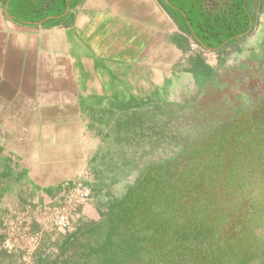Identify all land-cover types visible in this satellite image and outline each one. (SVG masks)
I'll use <instances>...</instances> for the list:
<instances>
[{
	"label": "crops",
	"instance_id": "crops-1",
	"mask_svg": "<svg viewBox=\"0 0 264 264\" xmlns=\"http://www.w3.org/2000/svg\"><path fill=\"white\" fill-rule=\"evenodd\" d=\"M165 4L66 0L59 12L56 2L0 0V152L26 213L52 198L59 205L80 179L91 190L80 225L97 221L106 211L96 198L108 188V157L96 162L95 145L117 142V116L179 103L178 90L195 85L186 66L187 50H196ZM254 15L252 31L222 58L231 47L241 54L256 47L264 14Z\"/></svg>",
	"mask_w": 264,
	"mask_h": 264
},
{
	"label": "trees",
	"instance_id": "trees-1",
	"mask_svg": "<svg viewBox=\"0 0 264 264\" xmlns=\"http://www.w3.org/2000/svg\"><path fill=\"white\" fill-rule=\"evenodd\" d=\"M172 1L165 0L169 11L193 16L200 36L189 22L185 31L192 42L201 39L194 42L200 50L225 49L254 19L246 0ZM44 2H56L59 12L66 8V0ZM199 56L189 58V71L209 78L211 69ZM263 226L264 93L171 160L147 166L98 221L66 236L59 252L77 249L71 261L37 258L38 264H248L264 253V234L257 232ZM101 229L105 235L96 246L78 240Z\"/></svg>",
	"mask_w": 264,
	"mask_h": 264
},
{
	"label": "rangeland",
	"instance_id": "rangeland-1",
	"mask_svg": "<svg viewBox=\"0 0 264 264\" xmlns=\"http://www.w3.org/2000/svg\"><path fill=\"white\" fill-rule=\"evenodd\" d=\"M163 1L165 2V0ZM172 3L174 2L172 1ZM171 7L177 10L173 5H171ZM170 12L172 16L176 18H180L181 16L187 21V27L188 22L193 24L190 20L191 18L193 19V16L185 13L184 10L179 11L180 15L174 10ZM250 26L251 24L248 29ZM196 34L200 36L201 32H197ZM191 46V48H194L196 51L191 52L188 49L187 60L194 57V55H200L208 66L218 65L215 62L217 54L210 53V51L206 50H200L193 44ZM220 58L222 59V57ZM189 67L190 65L186 66V68ZM224 69L226 70L225 65L220 67V71ZM193 88L183 86L178 90L179 93L176 94L177 98H179V100L182 99V101L179 103H171L168 106H164L163 109L129 112L131 113L130 116L125 114V116L122 117L123 119L117 116V123L119 124H117V131L114 130L117 136V142L113 141L106 144L99 143L95 145L96 149L94 151L95 153H93L96 157V162L98 161L99 164L103 162V156L108 157L105 158L107 159L105 162H108L105 163V166H107L105 170L106 173H104L106 179L104 185L108 186V188L106 191L102 189L100 193L101 196L99 195L96 198L98 199L97 204L100 205L101 209H103V207L100 201L106 205L104 208L107 211L112 203L123 197L127 186L125 180L130 182L133 181L137 174L144 170L149 164L171 160L181 152L182 148L185 147L187 143L195 139L200 131L199 126H202L200 123H205V121H208L210 118H205V121H199L198 123L200 125L198 126L196 125L197 117L192 114V110L191 112L187 109L177 110L179 108L177 105L181 104L183 99L187 98L188 93L192 91ZM218 99L219 97L216 98L215 101ZM218 102H220V100L217 101V104ZM220 104L214 106L215 110L212 112H216L219 108L222 109V112L220 111L219 114L214 115V117L217 116L215 117L216 121L214 120L211 125L214 123L218 124L224 120L226 117L225 113H228L230 109H232V105H228L227 108H224L223 102ZM211 125L209 127H211ZM8 166H10V163L0 152V264H38V255L41 256L39 260H52L60 256V259L71 261L78 250L69 248L60 255V245L66 236L74 234L75 230H78L82 220V208L91 195L90 188L80 179H75L74 183L79 182L85 187L87 198L83 206L78 210L71 226L64 231H54L50 227L49 213H45L42 207H54L57 199L54 200L52 198L53 200L51 199L50 202L40 206L37 210L31 208L30 204H28V212L31 214L30 217L29 214L26 213V205L17 202V195L18 197L23 196L24 191L22 189H15L16 185L12 186L13 181L11 180V175L6 174ZM35 213L37 219H32ZM21 228H24L26 232L24 231L23 233ZM257 232L260 236H263L264 226L262 229L257 230ZM104 235L105 232L101 229L90 236L79 237L78 240H80L82 244L86 242V244L96 246L102 242ZM5 241L10 242L4 244ZM248 264H264V253Z\"/></svg>",
	"mask_w": 264,
	"mask_h": 264
},
{
	"label": "flooded vegetation",
	"instance_id": "flooded-vegetation-1",
	"mask_svg": "<svg viewBox=\"0 0 264 264\" xmlns=\"http://www.w3.org/2000/svg\"><path fill=\"white\" fill-rule=\"evenodd\" d=\"M208 3L214 5L216 2L213 4L209 1L207 4ZM246 3L247 8L249 5V8L252 9L253 7L252 11L256 12L258 10V12L264 14V0H246ZM254 21L255 15L253 22L251 23L250 32L252 31ZM189 28L194 35L199 32V29L194 23H189ZM262 33V37L256 44V47L248 49L247 53L241 54L236 48L235 50L238 52H234V47H231V53H228L227 56L221 59L220 52L226 50L230 46H227L223 50L210 51V53L217 54L215 62L218 64L216 66H209L211 69V76L208 78L204 74H194L195 85H193L194 88L192 87L193 90L188 93L187 98L183 99L181 104H173L179 106L177 109L178 111L187 109L191 112L192 110V114L197 117L196 125H202L199 126L200 131L193 140L199 139L204 133H207L219 124L214 123L211 125L214 120L216 121L215 117L217 116L214 117V115L219 114L220 111L222 112V109L220 108L219 110L217 109L216 112H212L215 110L214 106L219 105L221 102H223L224 108H227L228 105H232V109H230L228 113H225L226 117L224 120H226L236 111L255 103L264 93V31H262ZM197 40L194 39V42H199L201 39L199 38V40ZM194 42L193 45L195 44ZM235 42H237V39L233 40L230 44ZM195 45L197 46V44ZM195 57H198V55H194V57L191 58ZM199 57L203 59L201 56ZM224 65L226 70L224 69L220 71V67ZM218 97L220 102L217 104L218 100L215 101V99ZM205 118L210 119L205 121ZM199 121H205V123L201 122L199 124ZM210 125L211 127H209ZM142 172L143 170L140 171L131 182L125 180L127 184L125 191L135 183Z\"/></svg>",
	"mask_w": 264,
	"mask_h": 264
},
{
	"label": "bare ground",
	"instance_id": "bare-ground-1",
	"mask_svg": "<svg viewBox=\"0 0 264 264\" xmlns=\"http://www.w3.org/2000/svg\"><path fill=\"white\" fill-rule=\"evenodd\" d=\"M64 192L61 202L56 207H42L45 213H49L50 216V227L54 231H64L70 224V221L75 218L76 211L83 206L87 192L83 184L76 182ZM20 225V224H19ZM22 232L26 230L21 228ZM33 241V240H32ZM6 241L5 243H9ZM4 243V244H5Z\"/></svg>",
	"mask_w": 264,
	"mask_h": 264
},
{
	"label": "water",
	"instance_id": "water-1",
	"mask_svg": "<svg viewBox=\"0 0 264 264\" xmlns=\"http://www.w3.org/2000/svg\"><path fill=\"white\" fill-rule=\"evenodd\" d=\"M250 29H251V26H250V28L248 29L247 33L250 32Z\"/></svg>",
	"mask_w": 264,
	"mask_h": 264
}]
</instances>
